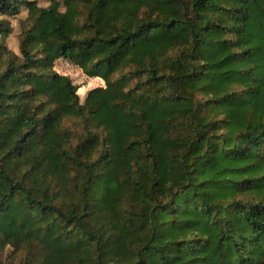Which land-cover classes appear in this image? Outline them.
Here are the masks:
<instances>
[{"label": "trees", "instance_id": "obj_1", "mask_svg": "<svg viewBox=\"0 0 264 264\" xmlns=\"http://www.w3.org/2000/svg\"><path fill=\"white\" fill-rule=\"evenodd\" d=\"M49 2L0 0V264H264V0Z\"/></svg>", "mask_w": 264, "mask_h": 264}, {"label": "rangeland", "instance_id": "obj_2", "mask_svg": "<svg viewBox=\"0 0 264 264\" xmlns=\"http://www.w3.org/2000/svg\"><path fill=\"white\" fill-rule=\"evenodd\" d=\"M40 6H48L49 0H37ZM28 17V10L23 7L21 12L18 15L10 16V15H0V22L4 21L7 27L10 29L7 34L0 33V44L3 43L7 49L14 51L15 53H19V43L20 37L22 34L23 28L26 26ZM6 54L4 55V58ZM55 68L58 72L69 75L74 82L78 86L77 93L80 97V102L83 103L84 100L88 97L89 93L98 87L105 86V82L100 77H90L88 76L80 67L74 65L72 62L60 58L55 64ZM71 121H65V125L70 127L72 126ZM82 125L73 126V130L75 135H79L83 132ZM51 245L54 247L55 243L50 241ZM33 245L31 249L36 257L42 256L44 252L48 250L47 246L39 241L34 240V242L30 243ZM10 254V248L5 251L4 257Z\"/></svg>", "mask_w": 264, "mask_h": 264}]
</instances>
